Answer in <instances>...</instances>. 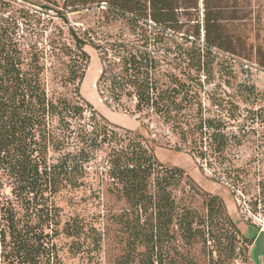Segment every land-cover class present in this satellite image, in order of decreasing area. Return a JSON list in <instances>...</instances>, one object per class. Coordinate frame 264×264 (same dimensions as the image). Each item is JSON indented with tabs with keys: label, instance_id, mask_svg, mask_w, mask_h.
Returning a JSON list of instances; mask_svg holds the SVG:
<instances>
[{
	"label": "rangeland",
	"instance_id": "374dc122",
	"mask_svg": "<svg viewBox=\"0 0 264 264\" xmlns=\"http://www.w3.org/2000/svg\"><path fill=\"white\" fill-rule=\"evenodd\" d=\"M206 11L221 15L220 48L205 50ZM133 17L108 0H0V45L37 57L48 96L83 108L66 120L69 144L49 148L47 164L82 148L88 156L82 178H63L54 195L45 194V223L40 213L24 217L13 179L0 168V264L16 261L8 253L9 211L21 218L19 226L28 222L43 232L51 264H143L146 247L129 228L143 218L108 176L109 158L126 143L123 128L139 136L162 170L183 171L167 187L174 217L160 226V264H254V239L264 230V0H178L167 24L147 13ZM130 49L149 60L142 72L148 69L158 91L175 89L176 102L183 99L179 127L152 105L157 93L137 109L132 89L115 85ZM190 116L220 123L229 138L224 155H211L205 139L204 159L192 151L191 137L184 138ZM100 126L109 131L107 141L88 147L84 135Z\"/></svg>",
	"mask_w": 264,
	"mask_h": 264
},
{
	"label": "trees",
	"instance_id": "16d2710c",
	"mask_svg": "<svg viewBox=\"0 0 264 264\" xmlns=\"http://www.w3.org/2000/svg\"><path fill=\"white\" fill-rule=\"evenodd\" d=\"M108 1L114 10L123 15H133L135 18L141 13H147L152 22L163 24L171 23L178 9V0H145L147 6L140 0ZM218 20H221L219 12H205V50L210 47L220 48L222 44V28ZM196 33L199 36L198 30ZM75 45L83 52V41L75 38ZM83 55H86L85 52ZM121 58L123 75L116 78L115 85L132 89L137 109L150 104L151 92L157 93L152 105L164 114L166 122L177 125L183 115L179 114L184 101L181 99L179 103L176 102V90L158 91L148 69L143 75L144 64L149 63L145 56L130 49ZM103 68L106 70L105 63ZM42 73L43 68L37 57L27 60L17 45H0V168L5 169L13 179L15 198L22 203L24 217L40 213L45 217L42 220L45 223L48 221L45 194L54 195L63 178H82L85 172L81 161L88 156L82 148L78 154H65L54 166L47 164L49 148L56 151L69 144L66 120L80 115L83 108L71 105L65 99L49 97L42 82ZM102 73L103 70L101 75ZM83 78L84 75L81 74L80 82ZM55 119L57 126L54 127L52 122ZM189 119L192 123L185 130L184 138L191 137L192 151L204 159L207 150L202 145L205 139L208 141L205 147L211 155H224L229 146V138L220 123L210 118L197 121L196 116H190ZM103 120L105 121L104 118ZM123 132V142L126 143L109 158L108 176L116 182L119 187L117 192L129 203L132 211L136 212V218H143L134 228L129 227L131 230L135 229L134 240H141L146 247L142 263L160 264L157 254L158 245L162 242L160 226L171 224L174 217V202L167 187L172 180L180 178L183 171L179 168L162 170L150 151L137 141L138 135L131 138V131L123 128ZM108 133L106 126L93 128L91 134L84 135L87 146L104 143ZM69 161H74L72 166H69ZM150 189L152 193L149 192ZM261 193L264 197V185L261 186ZM8 213V217L4 218L7 219L11 243L8 253L16 257V261L11 260L10 264H51V249L46 248L43 242V232L36 231L28 222L19 226L21 218H17L15 212ZM185 226H188L187 237L191 239L193 234L190 222ZM163 235L165 237L167 231ZM123 264L128 263L125 260Z\"/></svg>",
	"mask_w": 264,
	"mask_h": 264
},
{
	"label": "water",
	"instance_id": "95a60500",
	"mask_svg": "<svg viewBox=\"0 0 264 264\" xmlns=\"http://www.w3.org/2000/svg\"><path fill=\"white\" fill-rule=\"evenodd\" d=\"M251 256L254 264H261V259H264V230L259 231L256 235Z\"/></svg>",
	"mask_w": 264,
	"mask_h": 264
}]
</instances>
